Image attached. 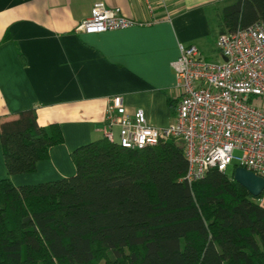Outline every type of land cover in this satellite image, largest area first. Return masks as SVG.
I'll return each mask as SVG.
<instances>
[{
  "label": "trees",
  "instance_id": "trees-1",
  "mask_svg": "<svg viewBox=\"0 0 264 264\" xmlns=\"http://www.w3.org/2000/svg\"><path fill=\"white\" fill-rule=\"evenodd\" d=\"M223 32L264 22V0L223 10ZM173 106V102L170 103ZM9 175L36 172L64 144L35 109L0 125ZM74 176L16 187L0 179V264H264V206L210 170L189 185L175 140L128 150L106 138L76 149Z\"/></svg>",
  "mask_w": 264,
  "mask_h": 264
},
{
  "label": "crops",
  "instance_id": "crops-1",
  "mask_svg": "<svg viewBox=\"0 0 264 264\" xmlns=\"http://www.w3.org/2000/svg\"><path fill=\"white\" fill-rule=\"evenodd\" d=\"M138 25L78 32L96 3ZM237 0H0V125L35 109L38 125L58 124L65 142L31 174L9 175L0 140V179L35 185L76 174L72 153L104 138L108 99L167 128L180 96L172 63L180 45L216 58L223 10ZM218 49V48H217ZM173 102V106L170 103Z\"/></svg>",
  "mask_w": 264,
  "mask_h": 264
},
{
  "label": "built area",
  "instance_id": "built-area-1",
  "mask_svg": "<svg viewBox=\"0 0 264 264\" xmlns=\"http://www.w3.org/2000/svg\"><path fill=\"white\" fill-rule=\"evenodd\" d=\"M136 25L120 8L99 2L77 31L104 33ZM217 48L221 63L195 46L180 45L172 63L180 96L167 128L152 127L144 110L131 113L123 97L114 96L108 99L104 138L128 150L181 142L188 162L183 180L189 185L212 169L225 173L232 165L264 178V22L220 33Z\"/></svg>",
  "mask_w": 264,
  "mask_h": 264
},
{
  "label": "water",
  "instance_id": "water-1",
  "mask_svg": "<svg viewBox=\"0 0 264 264\" xmlns=\"http://www.w3.org/2000/svg\"><path fill=\"white\" fill-rule=\"evenodd\" d=\"M234 180L245 188L253 197H260L264 192V178L242 167H237L235 169Z\"/></svg>",
  "mask_w": 264,
  "mask_h": 264
},
{
  "label": "rangeland",
  "instance_id": "rangeland-1",
  "mask_svg": "<svg viewBox=\"0 0 264 264\" xmlns=\"http://www.w3.org/2000/svg\"><path fill=\"white\" fill-rule=\"evenodd\" d=\"M216 53H217L216 58H215V59H212V61H213V62H216V63H221L223 59H222V56H221V54L219 53L217 47H216ZM233 170H234V165H232V166L229 168L228 173H229V174H232V173H233ZM257 202H258L259 204H261L262 206H264V195L262 196V198L258 199Z\"/></svg>",
  "mask_w": 264,
  "mask_h": 264
}]
</instances>
